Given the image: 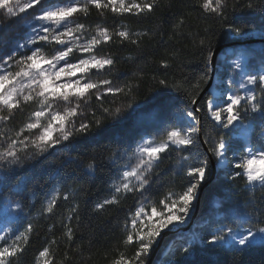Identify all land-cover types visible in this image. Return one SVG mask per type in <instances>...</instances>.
<instances>
[{
    "label": "snow or ice",
    "instance_id": "1",
    "mask_svg": "<svg viewBox=\"0 0 264 264\" xmlns=\"http://www.w3.org/2000/svg\"><path fill=\"white\" fill-rule=\"evenodd\" d=\"M158 6V0H0V14L6 15L9 23L31 17V34L9 52H0V182L3 174L38 158L55 165L57 162L49 161V157L58 154L67 157L60 162L59 170L76 164L83 172L82 178H94L106 162L113 171L109 193L95 203L93 211L102 212L129 197L137 202V210L126 217L122 228V243L133 254L120 253L111 264H150L162 234L179 230L190 222L195 211L194 201L198 200L199 190L207 183L214 167L218 172L224 168V183L229 186L244 181L247 190L257 185L264 189V168L258 166L264 163V53L258 69L247 61L248 53H234L236 58L227 66L233 74L226 75L217 84L221 88L219 95L209 93L201 100L203 89L199 83L209 79L208 69L214 70L215 64V53L209 46L204 57L205 72L197 84L186 86L187 81H173V91L182 97L161 103L151 127L134 119L140 111L139 105L129 103L126 110L104 106L108 94L129 95L138 85L100 78L110 74L116 64L112 56L98 54L101 45L115 43L116 39L121 44H138L134 37L146 33L131 32L123 26L110 31L97 25L95 34L89 36L85 24L78 22L79 17H87L92 7L101 15L110 11L115 16L141 17L154 12ZM253 6L246 5L249 9ZM192 7L224 20L228 4L226 0H196ZM178 23L182 25L183 19ZM226 30L235 37L247 34L240 25L228 24ZM200 43L204 45L203 40ZM43 45H55L54 53L45 55ZM161 64L163 70L169 67L166 60ZM159 84L165 89L170 87L166 79H160ZM93 96L97 102L95 107L90 105ZM32 105L36 107L27 120L10 135L9 125L16 114ZM129 120L133 121L131 125ZM256 120L262 129L257 143H237L238 131L243 129L246 134ZM101 132H109L113 137L119 135L121 139H114V148L104 147L107 155L100 162L92 156L84 164L81 154L70 155L78 151L76 146L82 141L93 139ZM173 155L176 161L170 170L176 175L183 173L182 191H169L152 202L149 195L161 182L160 165ZM59 192L60 189L53 188L45 197L42 216L54 213ZM69 198V195L63 196L65 201ZM16 209L24 212L20 203H16ZM73 219L78 227L79 204H74L64 218L63 235L68 241L74 238ZM226 219L227 223L199 237V250L191 243L182 249V264H205L193 260L197 251L242 252L264 246V227H256L264 224V219L241 212ZM34 231L31 222L23 231L11 226L0 229V264H13L25 251ZM54 243L55 240L46 243L38 252L35 264H55L51 250ZM207 264L224 262L208 261Z\"/></svg>",
    "mask_w": 264,
    "mask_h": 264
},
{
    "label": "trees",
    "instance_id": "2",
    "mask_svg": "<svg viewBox=\"0 0 264 264\" xmlns=\"http://www.w3.org/2000/svg\"><path fill=\"white\" fill-rule=\"evenodd\" d=\"M228 4L225 19L221 20L207 13L194 10L192 5L196 0H158L159 6L154 12L146 16H115L110 11L101 15L94 7L90 9L87 17L81 15L82 23L87 27L97 25L108 27L111 30L121 26L131 32L146 33L141 37H134L138 44L125 42L121 44L119 39L115 43L101 45L99 55H110L116 60V64L110 74L101 78L113 79L115 83L138 85L129 95L108 94L104 99V106L111 109L121 107L126 110V105L131 103L140 106V111L134 119L139 120L146 127H151L158 112L159 105L163 102H173L172 98L181 96V93L173 91V81H187L188 85H196L199 78L205 72L204 57L206 49L210 46L214 53L219 50L215 60L214 75H220L218 67L220 56L226 59L227 46L230 50L242 49L245 37L252 33L264 34V0H226ZM248 3L254 6L249 9ZM0 35L5 31L9 22L4 16H0ZM183 19V24L178 21ZM228 24L240 25L245 28L247 34L235 37L227 32ZM222 25L224 27H222ZM241 38H243L241 40ZM204 45H201V41ZM250 40V39H248ZM256 48L264 53V42ZM244 47V46H243ZM251 46H246L250 48ZM250 52L249 55L255 56ZM227 59H229L227 57ZM169 64L167 70H163L161 61ZM211 70L208 69L209 79L200 81V98L210 93L204 92L210 78ZM225 74L222 73L221 76ZM160 79H166L170 87L165 89L159 84ZM197 91L198 89H192ZM204 94L202 95V93ZM114 101V102H113ZM96 98L93 96L90 105L96 106ZM32 111V106L24 108L23 113H17L15 120L10 123L16 129L26 121ZM132 120L128 124H132ZM259 121H253L250 129V139L259 129ZM202 126L211 131L209 125L202 122ZM203 135V134H202ZM121 139L119 135L113 137L109 132H101L93 139L82 141L77 145L78 151L70 152L75 157L81 154L84 164L90 157L95 156L97 162L107 153L103 151L105 146L116 147L113 142ZM249 139V140H250ZM242 144L241 140L235 139ZM66 156L56 155L49 157V161H56L55 165L45 162L43 158L26 163L11 176L4 174L0 182L2 186L17 185L21 187L24 196H21L28 210L27 218L22 217L15 228L23 231L28 222L34 225L35 231L30 243L21 256L13 260V264H35L38 252L46 246L48 241L55 240L51 245L54 253L55 264H111L120 253L131 256L133 250L125 248L122 228L126 217L137 210V202L129 197L119 205L108 206L102 212L93 211L95 203L105 198L109 193L108 183L113 171L104 164L99 168L95 177L82 178L83 172L76 164L68 165L59 170V164ZM176 157L165 159L160 165L159 172L161 182L150 193L149 200L156 202L163 198L169 191L180 192L184 183L183 173L176 175L170 169L175 164ZM223 171L215 169L214 175L209 177L207 183L201 186L199 199L195 201V211L187 226L163 235L155 252L152 254L150 264H182L184 257L181 255L184 247L200 249L199 237L214 231L217 227L227 223L226 217L234 216L237 212L252 213L264 219V189L255 186L251 190L244 187V181H239L231 186L224 183ZM53 188L60 189L57 196V204L53 214L41 215L45 197ZM69 195V200L63 199ZM251 201V203H249ZM74 204H79V226L77 221H71L74 238L68 241L63 235L64 218ZM261 209V211H255ZM256 227H264L258 224ZM51 228V231L49 229ZM193 260L223 261L224 264H264V246H255L242 252L222 250L218 252L197 251Z\"/></svg>",
    "mask_w": 264,
    "mask_h": 264
},
{
    "label": "rangeland",
    "instance_id": "3",
    "mask_svg": "<svg viewBox=\"0 0 264 264\" xmlns=\"http://www.w3.org/2000/svg\"><path fill=\"white\" fill-rule=\"evenodd\" d=\"M0 16H4L5 20L8 21V17L6 15L0 14ZM30 22H31V17H24L19 22L9 23L8 28L5 31H3L0 35V52L7 53L10 50H12L13 48H15L17 43L23 42V40L26 39L27 36L31 34ZM78 22L82 23L81 19L78 20ZM86 28L88 29V35L91 36V35L95 34L97 26L96 27H87L86 26ZM242 39L243 38H241V40ZM248 39H250V40H248ZM245 41L247 43H244V44H246V45L249 44L250 46H253V48L241 47L242 49L238 48V49H235L233 51L229 50L227 53H225L229 59H227V57H226V59L223 58V55L220 56L221 62H220V65L217 69L218 72L220 73V75H217V76L214 75L213 81H212V88L210 89V93L215 94V95H219L221 88L217 87V84L220 82V80L226 79V75L233 74L228 69L227 66H228V64H230L232 62V60H234L236 58L234 53H239L241 51L248 53L247 61L252 65V67L257 68V69L259 68V62H260V57H261L262 53H260V51H259L260 49L258 50L256 48V46H260L258 44L261 42H264V34L252 33L251 35L245 37ZM54 49H55V45H43L42 46V52L47 56H51L54 53ZM250 52L256 53L255 56L253 55L250 57V55H249ZM249 70H251V69H249ZM222 73H224L225 75L221 76ZM35 107H36L35 105H32V111L35 109ZM60 107L62 109L63 106L61 105ZM9 127L12 128V131L9 134L14 135L16 128L11 126V125H9ZM258 127H259V129L255 131L254 137L252 139H250V136H251L250 132H249L250 129L247 130L246 134H245V131L243 129L239 130L235 136V139L241 140L242 144L251 143L252 145H255L260 138V132L262 130L260 123H259ZM5 131H8V129L6 128ZM258 166L261 168H264V163H261ZM5 167H8V166L5 165ZM18 169H16V170H18ZM215 169H217V168H215ZM16 170L10 171V172H8V174L13 176ZM219 170L223 171L222 175L224 176V171H225L224 168L221 167ZM21 196H24L23 192L21 190V187H19L17 185H11L8 188H7V186H2V188L0 189V229H4L8 226L15 228L17 226L18 222L20 221V219L22 217H24L25 214L28 213L27 208L25 207L23 201L21 200V198H22ZM16 203H20L22 206H24V212L23 213H20L19 210L16 209ZM194 203H195V201H194ZM246 227H247V225H246Z\"/></svg>",
    "mask_w": 264,
    "mask_h": 264
},
{
    "label": "water",
    "instance_id": "4",
    "mask_svg": "<svg viewBox=\"0 0 264 264\" xmlns=\"http://www.w3.org/2000/svg\"><path fill=\"white\" fill-rule=\"evenodd\" d=\"M228 47H230V46H227L226 48H228ZM219 54V50L218 51H216V53H215V60H216V56ZM214 70H215V64H214ZM214 70H213V68H212V70H211V78H210V80H209V82H208V84H207V86H206V88H205V90H204V92H206V91H208V90H210L211 88H212V81H213V77H214ZM204 92L202 93V95L204 94ZM214 172H215V167L213 168V171H212V177H213V175H214ZM180 230V229H179Z\"/></svg>",
    "mask_w": 264,
    "mask_h": 264
},
{
    "label": "bare ground",
    "instance_id": "5",
    "mask_svg": "<svg viewBox=\"0 0 264 264\" xmlns=\"http://www.w3.org/2000/svg\"><path fill=\"white\" fill-rule=\"evenodd\" d=\"M244 43H245V42H244ZM244 43H243V44H240V45H241V47H243V46H244V47H246V46H249V44H247V45H246V44H244ZM246 43H247V42H246ZM244 47H243V48H244ZM230 48H231V46H230V47H228V48H225V49H227V50L229 51V50H230ZM250 48H253V46H251ZM228 51H227V52H228ZM219 53H220V52H219ZM200 190H201V189H200ZM200 190H199V192H200ZM198 199H199V197H198ZM197 201H198V200H197ZM13 228H14V227H13Z\"/></svg>",
    "mask_w": 264,
    "mask_h": 264
}]
</instances>
